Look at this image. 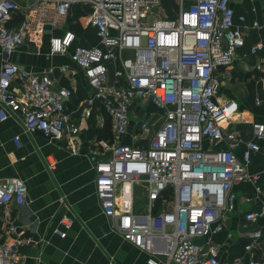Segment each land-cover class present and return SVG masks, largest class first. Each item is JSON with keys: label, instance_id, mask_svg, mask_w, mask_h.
Masks as SVG:
<instances>
[{"label": "built area", "instance_id": "2783aa9c", "mask_svg": "<svg viewBox=\"0 0 264 264\" xmlns=\"http://www.w3.org/2000/svg\"><path fill=\"white\" fill-rule=\"evenodd\" d=\"M161 4L162 0H0V120L20 115L26 132H40L51 142L66 141L75 148L80 128L66 106L73 90H56L54 79L12 61L22 45L40 49L51 32V54L64 55L73 48L72 61L94 90L82 102L85 116L92 115L98 101L110 119L114 140L104 144L109 154L96 160L94 170L96 195L112 227L164 264H221L213 237L224 229V214L235 210L234 186L248 182L257 197L263 193V172H250L249 166L252 154L260 151L264 123L255 122L253 139L245 140L228 127L235 102L219 99L222 82L230 77L226 68L245 45V17L239 16L236 23L231 0H176L174 18L161 15ZM76 5L90 7L88 23L97 30L96 45L74 46L77 36L67 22ZM18 14L21 20L10 25ZM253 27L264 26L254 22ZM250 52L264 53V43H256ZM14 83L20 92L12 88ZM144 100L163 111L159 126L146 115L132 114V107ZM131 126L133 142L127 143ZM15 143L20 146L19 138ZM125 184L131 186L127 206L122 202ZM136 187L146 192L145 213L134 209ZM169 189L172 201L155 212ZM27 195L20 178L0 180V220L6 236L0 241V264H25L20 247L33 240L18 230L11 205H24ZM263 217L264 202L260 210L245 213L251 224ZM63 223L61 237L71 226L68 217ZM261 238L262 231L254 230L245 249L251 251ZM229 264L245 261L237 257ZM247 264H264V258L252 257Z\"/></svg>", "mask_w": 264, "mask_h": 264}, {"label": "crops", "instance_id": "0c3cea01", "mask_svg": "<svg viewBox=\"0 0 264 264\" xmlns=\"http://www.w3.org/2000/svg\"><path fill=\"white\" fill-rule=\"evenodd\" d=\"M34 1L24 0V3ZM231 4L237 24L240 23L239 16L245 17V45L237 49L233 63L226 68L230 77L222 82L219 99L223 103L235 102L228 127L239 132L245 140H251L253 124L264 123V53L253 55L250 52L256 43H264V27H253L254 22L264 26V0H231ZM80 7L84 12L90 11L88 6ZM18 17L19 14L15 19ZM79 24L83 30L95 31L83 17L79 18ZM50 36L51 32H48L40 49L22 45L13 54L12 61L33 73L54 79L56 90H73L66 106L71 120L80 128L75 148L66 141L51 142L40 132H26L20 115L0 120V180L20 178L28 188L26 203L11 205L18 230L23 237L33 240L32 244L20 247L25 264H164L161 258L126 241L103 213L96 195L94 165L97 159L109 154L104 144L113 142L100 137L107 123L106 116L98 105L94 106L93 119L85 116L86 105L82 102L91 98L94 90L89 86L83 69L72 61L73 48L64 55L51 54ZM96 42L94 39L89 44L96 45ZM86 43L83 37H77L74 46L87 47L84 46L88 45ZM1 61L0 48V65ZM258 65L261 68H256ZM12 88L21 91L18 83H14ZM132 114L146 115L151 124L159 126L163 111L144 100L132 107ZM133 132L135 127L131 126L125 142H133ZM15 138H19L20 146L15 143ZM258 143L260 151L252 154L249 171L263 172L260 181L263 193L257 197L254 186L248 182L234 186L235 210L224 214V229L213 237L218 244L221 264H229L237 257L243 258L245 264L252 257L257 260L264 258V217L259 224L245 220L246 212L260 210L264 202V139ZM243 150V147L237 150L239 158ZM52 162H55L53 167ZM141 202H136L134 209L145 213L147 196ZM64 217L69 218L71 226L67 235L61 237L58 231L65 230ZM2 225L0 220V241L6 239ZM256 229L262 231V238L257 246L247 251L245 246L250 241L249 235Z\"/></svg>", "mask_w": 264, "mask_h": 264}, {"label": "trees", "instance_id": "16d2710c", "mask_svg": "<svg viewBox=\"0 0 264 264\" xmlns=\"http://www.w3.org/2000/svg\"><path fill=\"white\" fill-rule=\"evenodd\" d=\"M162 5H163L164 9L168 12L167 15L168 14H173L174 15L173 12L176 9V0H162ZM73 11H74L73 14L68 19L67 28L73 30L76 33V36L77 37H83L88 42V43H86L88 45H84V46H87V47L93 46V45H91L89 43L90 42H93L94 39L95 40L97 39V41H98L97 30L95 28H93L95 31H93L91 29V30L83 33V31H82L83 28L79 24V18L81 17V15L84 14L83 13V10L81 9L80 5H76L75 8L73 9ZM169 18H171V17H169ZM20 20H21V16L18 17V18H16V19H14V22H12L10 25H16V24H18V22ZM95 105H98L99 107H102L101 104H100V102H98V101L96 102ZM102 111L104 112V114L106 116V122L107 123L104 126V128L102 130L103 131V134L100 137L107 138V140H110L112 142L113 141V132H112V127H111L110 119H109V116L106 114L104 108H102ZM93 117L94 116L92 114L90 118L93 119ZM108 127L110 129V134H109V132H107ZM106 133H107V136H106ZM143 143L144 142L142 141V143L141 144L138 143V145H142ZM171 194H173L172 189H169V190H167L164 193V196L157 201V207L155 209V212H158L161 209L160 206L163 205V203L167 201L166 199H168V197L171 196ZM261 221H262V219L260 220V222Z\"/></svg>", "mask_w": 264, "mask_h": 264}, {"label": "rangeland", "instance_id": "374dc122", "mask_svg": "<svg viewBox=\"0 0 264 264\" xmlns=\"http://www.w3.org/2000/svg\"><path fill=\"white\" fill-rule=\"evenodd\" d=\"M75 11V10H74ZM73 11V12H74ZM83 15H81V17H83V18H85L86 19V22L88 23L89 22V19H90V17H89V12L86 10V12H84L83 11ZM160 13H161V15H163V16H168V17H171V18H173V17H175L176 16V14L174 13V15L173 14H168L167 15V11L164 9V7H163V5L161 4V6H160ZM173 15V16H172ZM80 17V18H81ZM86 30H90L89 28H86L85 30H82L83 31V33H85L86 32ZM79 34V33H78ZM126 56H131V54L130 53H126L125 54ZM152 110H154V109H152ZM155 111H152V113H154ZM107 132H109V134H110V129H109V127H108V129H107ZM106 136H107V133H106ZM111 136V135H110ZM107 139V138H106ZM130 185L129 184H125V186H124V190H126V195H125V197L123 198V200H122V202H124V204H125V206H127L128 205V203H129V189H130ZM140 187H136L135 188V194L136 195H138L139 196V198L137 197V196H135L134 195V200L138 203V204H140L139 202H141V200L144 198V199H146V192H145V190L144 189H142V188H140ZM172 195L173 194H171V196H169L168 197V199H166L167 201H172ZM135 197H137V198H135ZM165 200V199H164ZM135 202V203H136ZM135 203H134V205H135ZM142 203V202H141ZM144 207H145V205H144ZM160 208H162V205L160 206Z\"/></svg>", "mask_w": 264, "mask_h": 264}]
</instances>
